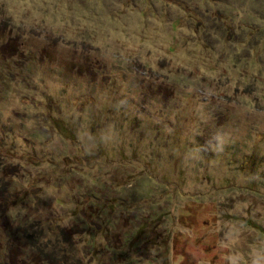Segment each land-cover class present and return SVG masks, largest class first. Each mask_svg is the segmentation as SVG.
Listing matches in <instances>:
<instances>
[{
    "label": "clouds",
    "instance_id": "obj_1",
    "mask_svg": "<svg viewBox=\"0 0 264 264\" xmlns=\"http://www.w3.org/2000/svg\"><path fill=\"white\" fill-rule=\"evenodd\" d=\"M0 188V264H264V0H0Z\"/></svg>",
    "mask_w": 264,
    "mask_h": 264
},
{
    "label": "rangeland",
    "instance_id": "obj_2",
    "mask_svg": "<svg viewBox=\"0 0 264 264\" xmlns=\"http://www.w3.org/2000/svg\"><path fill=\"white\" fill-rule=\"evenodd\" d=\"M80 136H81L82 139L87 140V133H86L84 130H81V132H80ZM145 174H147V175H151V173L148 172L147 169H145V173H141V175L144 176L145 179H146V178H147V175H145ZM172 187H173L172 185H166V186L164 187V189H163V193H164V195L172 196V195H173V192L170 191V189H172ZM5 190H6V189H4V188H0V192H3V191H5ZM90 203H91V207L86 206L85 203H81V204H80V209H81V213H82V215H83V214H86L87 217L90 218V219H96V218H97L96 215H95V212H96V211H98V210L107 211V210H108L107 207H106V205H104V204H98V203H96L95 201H92V202H90ZM197 215H198V214H197ZM184 216H185L186 218H187V217H190V216H193V212H192V211H186V212L184 213ZM185 222H187V220H185ZM61 239H62V237H61ZM47 243L50 245V244L52 243V241L49 240ZM177 248H180V242L177 243ZM33 251H35V252H39L40 249H39L37 246L34 245V246H33ZM48 252H49V249L46 248V249H45V253H48ZM65 255H66V254H65ZM58 258H59V260L61 261V264H68V262L65 261V260L63 259V255H60ZM217 259H219V258H217ZM43 264H47V262L44 261Z\"/></svg>",
    "mask_w": 264,
    "mask_h": 264
}]
</instances>
